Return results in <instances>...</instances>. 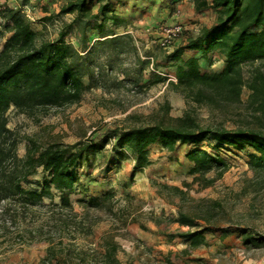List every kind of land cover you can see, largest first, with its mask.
I'll use <instances>...</instances> for the list:
<instances>
[{"label":"trees","instance_id":"16d2710c","mask_svg":"<svg viewBox=\"0 0 264 264\" xmlns=\"http://www.w3.org/2000/svg\"><path fill=\"white\" fill-rule=\"evenodd\" d=\"M188 1L196 13H210L213 20L188 37L186 43L169 53L165 51V60L177 62L176 81L154 73L149 84L167 83L197 105L240 103L247 88V103L253 110L248 125L233 129L203 126L192 111H185L179 117L170 116V105L165 103L163 115L156 122L108 129L101 139L87 137L73 143L42 144L35 137H27L23 156L18 153L16 132L8 127L7 113L11 107L38 118L54 109L78 104L88 90L102 86L101 80L108 69L119 66L126 81L131 73L122 63L131 53L137 64L134 69L139 71L134 81L139 85L150 59H142L138 53L128 32L130 19L116 13V7L125 4L122 0H66L57 12L41 18L59 23L54 39L46 38L43 31L33 26L25 10L31 0H14L13 5L7 0L0 3V41L5 39L0 50V203L4 201L10 206L14 203L26 213L43 205L45 198L52 199L57 192L60 203L52 204L77 214L71 195L82 186L79 169L97 160L111 142L117 161L131 158L135 173L151 165V145L160 144L169 151L176 150L180 144L192 145L193 149L185 155L191 163L189 174L201 187L211 186L228 171L229 164L219 154L201 146L204 141H210L219 148L246 150L255 177L264 176V0ZM118 28L124 31L119 33ZM186 51L198 52L200 56L185 57ZM209 53L225 60L221 70L208 71L202 65L201 60ZM246 67H250L247 76ZM39 173L40 179L31 181ZM32 183H35L33 187H27ZM152 186L162 199L177 208V215L169 222L190 228L169 233L170 238L185 239L190 249H196L208 245L206 234L220 232L226 237L234 229L246 249H264V234L249 227L215 224L217 201L207 205L201 199L203 203L195 211L185 210L182 203L189 194L190 183L180 187L155 181ZM115 196L112 190L99 197L79 198L77 202L84 210L101 208ZM126 197L132 195L127 193ZM12 212L7 206L0 210V216ZM153 218L159 226L160 217ZM106 244H109L108 256L119 248L113 241Z\"/></svg>","mask_w":264,"mask_h":264},{"label":"rangeland","instance_id":"374dc122","mask_svg":"<svg viewBox=\"0 0 264 264\" xmlns=\"http://www.w3.org/2000/svg\"><path fill=\"white\" fill-rule=\"evenodd\" d=\"M7 1L14 4V0ZM65 1L31 0L25 7L33 26L43 31L48 39L57 36L59 23L41 18L57 12ZM4 2L0 0V3ZM178 5L171 0H126L121 11L122 16L130 19L128 32L142 59L153 57L155 66L169 74H174L177 62L165 60L167 53L159 46L161 28L173 23L184 25V33L176 40V47L186 43L188 37L213 20L210 13L198 14L188 4ZM123 31L120 29L119 33ZM4 41H0V50ZM134 62L131 53L122 63L131 73L126 81L119 66L108 69L101 80L102 86L88 90L80 103L54 109L46 116L32 117L11 107L7 113L8 127L19 138V155L25 154L27 137H35L42 144L51 141L73 143L87 137L101 139L108 129L116 127L151 124L163 115L165 103L170 105V116L179 117L185 111H192L203 126L233 129L252 121L247 88L243 90L240 103L197 105L167 83L149 84L154 74L148 70L149 64L136 85L134 79L139 71L134 69L137 65ZM224 65L225 60L216 53H211L204 64L208 71L221 70ZM249 71L250 67H246V76ZM112 144L97 156V160L79 169L82 186L71 195L77 214L52 204L59 201L57 192H54L53 200L45 198L43 205L26 210V213L14 203L11 206L4 201L0 203V210L8 206L13 211L5 217L0 216V264H243L245 260L250 264H264V249L244 252L238 248L230 249L231 245L240 243L239 238L227 239L230 243L227 245V242L218 241V236L212 237V247L220 249L214 248L212 252L207 249L205 256H201L200 251L181 252L184 244L176 243L170 252H166L159 248L163 244L159 242L161 238L154 241L155 230L151 226L156 225L157 231L163 234L190 229L169 222L177 215V208L162 199L152 186L155 181L180 187L187 182L192 186L182 203L185 210L195 211L203 203L201 199H205L207 205L217 201L215 224L249 227L264 234V176L255 177L249 168L246 150L219 148L214 142L204 141L201 146L222 156L229 169L213 185L203 188L194 183L189 174L191 163L185 155L193 149L192 145L180 144L174 151L160 144L151 145V165L135 173L131 158L120 166L116 164ZM40 176V173L33 176L31 181H37ZM33 185L35 183L27 184V187ZM99 185H116V188L108 187L115 189V198L101 208L84 210L77 199L100 193ZM127 193L132 197L127 198ZM153 217H160L159 226ZM62 221H67V225ZM106 241L119 246L112 256L107 254L109 244Z\"/></svg>","mask_w":264,"mask_h":264},{"label":"crops","instance_id":"0c3cea01","mask_svg":"<svg viewBox=\"0 0 264 264\" xmlns=\"http://www.w3.org/2000/svg\"><path fill=\"white\" fill-rule=\"evenodd\" d=\"M124 3L126 2V0H122ZM130 1V0H129ZM161 1H163V0H161ZM175 1H179L178 3L179 4H188V5H190V6H192V8H193V5H192V3H190L188 0H171V2L172 3H174ZM177 3V2H176ZM178 3H177V5H178ZM172 7L174 6V5H171ZM123 7H124V5H118L117 7H116V13L117 14H121V11L123 10ZM178 8H179V5H178ZM194 9V8H193ZM122 15V14H121ZM120 29H122V28H118V29H116V31L117 32H119V30ZM184 44V43H183ZM211 53H209L206 57H205V59H202L201 60V63H202V65H204L205 63H206V61H207V59H208V57H209V55H210ZM191 55H196V56H200V53H198V52H194V51H186L185 53H184V56L185 57H189V56H191ZM204 63V64H203ZM214 71H216V70H214ZM219 71V70H218ZM151 147V146H150ZM124 161H120V162H116V164H118V166H120L122 163H123ZM134 162V161H133ZM138 173V172H137ZM108 187H110V188H116V185H108ZM108 187H107V185H99V187L97 188V190H100V193H92L93 195L92 196H94V197H99V196H102L103 194H105L106 192H108V191H112V190H109L108 189ZM113 191H115V189L113 190ZM58 203H60V199H59V201H58ZM72 203H73V201H72ZM176 224H178V223H176ZM152 226V228H154V233H153V235H154V241L155 242H158V239L157 238H161V240L159 241L160 243H163V244H161V245H159V248H164L163 250H166V252H170V248H174V246L175 245H179V244H184V249H182V251L181 252H184V253H187V252H192V251H194V252H199L200 251V255L201 256H205L206 255V251H207V249L209 250V251H211L212 252V250H214V248H216V249H220V247H212L213 246V244H211V238L212 237H214V238H216L215 236H218V241H222V242H227V245L228 244H230V243H228V241H227V239H229V238H233V239H235V238H239V239H241L240 238V236H239V232L238 231H235L234 229H232V231L230 232V234H228L226 237H223V235H222V233H220V232H213V233H208V234H206L207 235V238H208V245H204V246H200V247H198V248H196V249H190L189 248V242L187 241V240H185V239H182V238H179V237H175V238H170L169 236H168V234L169 233H165V234H163V233H159L158 231H157V226L156 225H151ZM178 226H180L179 224H178ZM181 228H184V227H186V226H180ZM176 243V244H175ZM173 244H175V245H173ZM215 245V244H214ZM240 249L242 252H244V250H247L243 245H242V242L240 241V243L239 244H236V245H231V247H230V249H232V250H234V249ZM202 252H204L205 254H202ZM208 252V251H207ZM243 264H250L248 261H244L243 262Z\"/></svg>","mask_w":264,"mask_h":264},{"label":"built area","instance_id":"2783aa9c","mask_svg":"<svg viewBox=\"0 0 264 264\" xmlns=\"http://www.w3.org/2000/svg\"><path fill=\"white\" fill-rule=\"evenodd\" d=\"M185 27L182 23H173L171 25H164L161 28L159 46L167 53L171 52L175 48L176 40H178L184 33ZM150 63L148 70L156 74L165 76L168 81H176L174 74H169L158 69L154 64L153 57H149Z\"/></svg>","mask_w":264,"mask_h":264}]
</instances>
